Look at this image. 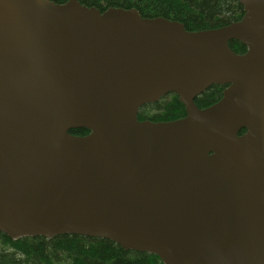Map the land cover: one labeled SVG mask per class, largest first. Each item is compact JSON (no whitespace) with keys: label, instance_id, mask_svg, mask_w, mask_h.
Masks as SVG:
<instances>
[{"label":"water","instance_id":"95a60500","mask_svg":"<svg viewBox=\"0 0 264 264\" xmlns=\"http://www.w3.org/2000/svg\"><path fill=\"white\" fill-rule=\"evenodd\" d=\"M237 1L239 20L192 31L135 8L0 0V232L264 264V0ZM169 93L183 117L138 120Z\"/></svg>","mask_w":264,"mask_h":264},{"label":"trees","instance_id":"16d2710c","mask_svg":"<svg viewBox=\"0 0 264 264\" xmlns=\"http://www.w3.org/2000/svg\"><path fill=\"white\" fill-rule=\"evenodd\" d=\"M64 2L66 0H53ZM101 11L107 7L135 8L143 17L161 16L181 22L187 30L217 28L237 21L243 9L237 0H78ZM236 53L245 47L235 40L228 42ZM224 86L211 85L194 102L199 108L215 103ZM185 115V109L174 93L155 103L141 106L138 120L171 121ZM243 131V130H242ZM88 130H69L84 135ZM0 264H162L159 257L148 252L126 250L116 242L77 234H62L53 238L43 236L10 239L0 232Z\"/></svg>","mask_w":264,"mask_h":264}]
</instances>
